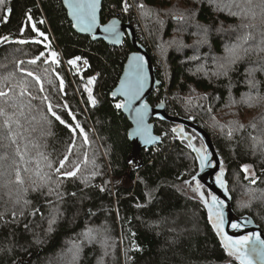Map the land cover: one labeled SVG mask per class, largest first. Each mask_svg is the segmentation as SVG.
<instances>
[{
  "label": "trees",
  "instance_id": "trees-1",
  "mask_svg": "<svg viewBox=\"0 0 264 264\" xmlns=\"http://www.w3.org/2000/svg\"><path fill=\"white\" fill-rule=\"evenodd\" d=\"M122 2L103 0L101 22L117 18L135 27L136 39L149 54L161 82L148 103L151 106L165 103L169 114L191 118L209 134L223 164L233 211L237 216L252 218L264 233V153L259 149L253 153L251 139L255 136L257 141L264 140V101L256 107L226 106L230 100L239 101L248 91L245 72L248 68L259 67V57L253 54L240 61L227 77L217 79L210 75L214 70L213 58L223 57L225 47L238 39L242 31L238 27L240 18L218 11L210 0H180L181 8L194 13L181 22L164 15L176 0H127L129 5H135V10L127 12ZM140 3L159 15H142L138 8ZM42 14L46 24L38 22ZM28 16L32 17L30 21ZM138 18L144 25L147 40L135 26ZM31 23L51 39L60 60L59 65L51 66L49 79L52 84L43 81L46 91L42 94L38 93L39 85L30 77H24L17 68L21 60L25 61L21 67L41 75L49 67L44 57L35 65L27 63L45 52L42 45L34 42L37 34ZM203 27L208 29L206 42L197 44ZM256 31L258 33L259 29ZM173 34L178 35V40L174 38L172 42L182 41V44L171 42L166 46ZM20 40L29 43L20 44ZM198 48L200 56H194L193 49ZM132 51L128 40L120 48H112L77 35L60 0H4L0 4V86H5L4 77L14 74L15 79L8 84L15 85L27 79L31 81L30 91L48 95L57 115L67 124L79 123L88 134L90 143L81 147L83 138L77 133V149L80 153L87 151L89 160L95 159L96 167L93 169L89 164L84 174L93 170L99 173L90 181V186L75 178L65 180L58 189L63 193V200H58L55 193L49 195L47 188L32 191L30 185H25L29 190L27 194L20 192L19 204L13 203L17 187L4 188V179L0 177V213H5L4 220L12 221V210L17 212L12 222L0 220V264H70V250L74 244L82 249L78 264H238L221 246L199 196L184 183L197 173V162L187 143L172 133L175 125L155 122V133L162 140L160 146L142 152L139 159L130 158L132 147L127 138L130 125L121 109L115 108L118 101L113 100L111 94ZM154 53H160L165 66L158 62L160 59ZM76 57L87 61L86 68L70 74L66 63ZM201 66L209 72L208 76L197 71ZM57 73L64 80L63 92L59 90ZM93 76L96 77L91 86L97 101L95 106L84 90L87 80ZM256 79L262 82L261 91L264 92V71H258ZM42 107L46 113V106ZM209 107L212 113L207 111ZM47 115L51 121V135L41 138L37 132L33 137L41 146L46 145L43 151L56 163L63 158L73 134ZM212 115L220 125L238 121L245 129L234 132L230 140L227 128L222 132L220 127L212 126ZM252 123L256 124L255 129ZM199 140L195 137L194 143ZM25 143L23 139L20 142L22 152ZM14 151V147L0 146V157L5 152L14 155ZM29 152L35 159L36 149L31 145ZM27 159L29 156H25ZM243 165L254 169L255 184L245 179L241 171ZM202 191L207 197L206 190ZM6 192H10L12 199L5 195ZM149 192L151 196L147 195ZM253 197L256 199L251 208L241 207ZM24 199L30 203L25 205ZM54 207H59L60 213L49 231ZM21 209L23 215H20ZM37 209L39 211L32 215ZM89 229L110 237L109 243L114 247L107 249V255L100 243H90L85 237Z\"/></svg>",
  "mask_w": 264,
  "mask_h": 264
},
{
  "label": "snow or ice",
  "instance_id": "snow-or-ice-1",
  "mask_svg": "<svg viewBox=\"0 0 264 264\" xmlns=\"http://www.w3.org/2000/svg\"><path fill=\"white\" fill-rule=\"evenodd\" d=\"M68 6L72 9L70 15L75 21L74 27H77L81 32H92L94 29L99 27L97 23V11L100 6V0H65ZM214 4L218 11H227L229 15L234 17H239L241 20L238 26L242 31L238 35V39L225 47V55L214 59V70L210 72L212 77L219 79L220 77H227L229 73L234 69L240 61L244 60L250 55L255 54L259 57V67L248 68L245 72L244 83L248 88L239 101L230 100L227 107H234L237 104H241L247 107H256L264 101V92L261 91L262 82L256 79V73L258 71H264V0H231L230 3L225 2V0H210ZM4 0H0V4H3ZM122 7L125 12L129 10L130 5L127 0H123ZM138 8L142 15H159V13H154L152 10L147 9L146 5L140 3ZM233 8L237 11H233ZM164 15L171 16L177 22L185 21L189 19L194 13L190 9L181 8L180 0H176V3L171 4L170 7L164 12ZM32 19L28 16V20ZM43 23V21H40ZM116 21L111 24L106 25L103 31L106 33H112L114 36H119L116 32ZM33 30L37 31V34L47 40V36L43 32L36 30L35 25H32ZM257 29H259L257 33ZM208 29L206 27L202 28V35L197 44H202L206 42ZM257 35L259 39H257ZM4 39H7L6 37ZM35 43H41V41H34ZM20 44L29 43L26 40L18 41ZM172 43H180L182 41H173ZM46 48L50 49V45H45ZM44 57V63L48 64L49 67L43 70V74H37L35 71L21 67L25 61L21 60L17 62V68L23 74L24 77H30L31 81H35V84L39 85L38 93H45L46 89L44 87L43 81L47 80L49 84H52V80L49 79V73L53 70L52 65H59L60 60L58 53L54 50H50L47 57L44 52H41L38 56L27 61V63L35 65L41 58ZM81 58L76 57L69 60L67 63L73 68H76L77 61ZM193 59H198V57H193ZM87 64V61H84ZM77 71L79 69L77 68ZM198 72H203L206 76L209 72L205 70L203 66L197 69ZM59 80V90L64 91V80L59 74H56ZM5 81V86H0V146L5 149L14 147V155H10L5 152L2 157H0V177H3L4 183L3 187L8 188L9 185H14L17 187L16 199L13 201L14 204H19L22 197L20 192L27 194L29 188L25 185H30L32 191H40L47 188L48 194L52 195L55 193L58 200H63V193L58 191L65 180L72 178L78 179L80 183L85 186H90V181L94 179L99 173L95 170L85 175L87 171V166L91 164L93 169L96 167L95 159L89 160L87 151L80 153L77 149V133L83 138L81 147L83 145H88L89 137L85 129L79 124L70 125L65 122L57 113L54 111L53 104L50 102L48 95H37L30 91L31 81L27 79H21L17 81L15 85H10L7 82L15 79L14 74H10L3 78ZM96 77H90L87 80V84L84 85V90L88 94L89 102L95 106L97 101L93 97L91 86L95 83ZM147 83V74L145 72V61L142 56L133 54L129 57V70L126 72V76L121 81V87L119 93L125 97L124 103H116L115 108H130L132 102L139 99L145 84ZM19 89V91H17ZM192 91H195L194 89ZM116 95V93H113ZM33 101H39V104H34ZM163 102H161V106ZM46 106V113L50 114L55 120L59 121L60 124L69 128L73 136L71 138V143L68 144L62 159H58L54 163L48 156V154L43 151L39 141L33 137L34 133L39 132L40 137L51 135L50 125L51 121L48 119V115L45 113L44 108ZM66 108L67 105H64ZM136 119H137V131L141 135H147L149 142L151 140L159 139L158 137H151L149 134L150 126L145 125L144 120L148 114L149 107L147 104H143L140 108H136ZM209 113H212V108L207 109ZM71 115V112H69ZM75 120V116L72 117ZM212 126L220 127L223 132L227 128V137L231 140L233 138L234 132L243 131L245 125L239 123L238 121H230L227 125H220L217 121L215 115H212ZM251 127L256 128V124L252 123ZM172 133L178 136L182 141L187 140V147L196 154L195 159L199 161L200 169L203 170L209 165V153L204 145L197 147L193 142L194 138L186 136L184 134V129L173 128ZM27 141L24 145V151H21L20 142L21 140ZM253 141V153L259 149L261 153H264V140L257 141L255 136H251ZM29 145L36 149V157L33 159L29 152ZM25 156H29V159L25 160ZM71 157V159H70ZM82 157V158H81ZM131 163V161H130ZM24 165V166H22ZM28 165H31L29 167ZM250 165H243L241 171L245 174V179H249ZM47 169L48 171H45ZM27 174V175H26ZM254 173L252 176L254 177ZM55 177V179H53ZM195 181V184H192ZM193 193L199 196V200L208 209L209 215L208 219L214 230L221 237V243L224 247L227 256L232 257L238 264H264V239H261L259 233H250L248 235H242L237 238H233L224 232V220L223 214L220 208L223 206L224 201L219 199L216 195L209 192L207 197L202 191L203 185L197 180L196 176L193 175L191 181H184ZM215 183L222 189H226V183L224 179V168L221 162L220 171L216 176ZM251 183L255 184L256 180L251 179ZM53 185L55 187H53ZM104 189L101 188V191ZM9 199H12L10 192H6ZM75 195V193H72ZM151 196V193H147ZM210 198V200H209ZM253 197L247 203L242 205L243 207L251 208ZM25 205L29 204L30 201L27 199L23 200ZM49 203H52L51 201ZM37 210H34L31 214L35 215ZM59 207H54L51 210L49 219V231L52 230V226L56 223V217L59 215ZM20 215H23V209L20 211ZM12 221L15 220L17 212L15 209L11 212ZM5 213H0V220H4ZM12 221L4 220L5 223ZM232 229L241 230L243 225L240 223H232ZM85 237L90 243L98 242L103 248H105V254L107 255V249L109 247H114L109 243L110 237L102 235L99 230L89 229L84 233ZM134 235V234H133ZM11 251V249H9ZM82 249L79 245L74 244L71 252L70 264H78L80 253Z\"/></svg>",
  "mask_w": 264,
  "mask_h": 264
},
{
  "label": "water",
  "instance_id": "water-1",
  "mask_svg": "<svg viewBox=\"0 0 264 264\" xmlns=\"http://www.w3.org/2000/svg\"><path fill=\"white\" fill-rule=\"evenodd\" d=\"M60 1L62 3L63 9L66 12L68 20L71 23L73 31L77 35L90 38L91 41L93 42H103L105 45L112 48H120L124 44L125 40L129 41L133 51L128 55L124 63L119 81L111 94L113 100L122 101V103L125 102V97L119 93V89L121 87L122 79L125 78L126 72L129 70V57H131L133 54H136L144 58L145 72L147 74V83L145 84L143 92L141 93L139 99L132 102L130 108H121L122 114L126 117L130 125V128L127 132V138L132 147L130 158L139 159L142 152L152 149L156 146H160L162 140H161V136L155 133V122L171 123L175 125L174 128L182 127L184 129V134L186 136L193 137L194 140L195 137H198L202 142V144L206 147L207 152L209 153V165L206 166L203 170L200 169L199 161L195 159L197 162V173L195 174V176L197 180L203 185V189H205L207 193L211 192L212 194L216 195L219 199L224 201L223 206L220 208V211L223 214L224 232L233 238H237L242 235H248L250 233H259L261 235V239H264L263 231L258 225L255 224L252 218L248 216H237L235 214L232 208L231 197L227 191V184H226V189H222L215 183L216 176L220 171V166L222 161L215 149L213 140L209 136V134L203 128L193 123L192 121L169 114L167 112V107L165 103H163L162 106L161 103H159L156 106H151L148 103V100L152 95V93L156 89L161 87V82L158 81L156 77L154 65L149 54L147 53L146 49L136 39V33L134 27L130 23L122 22L117 18H112L108 22L102 23L101 11H102L103 0H100V6L97 11V23L99 27L94 29L92 32H81L77 27L73 26L75 21L70 15L72 9L68 6V3H66L65 0H60ZM68 2L70 3L71 0H68ZM113 21L117 22L116 32L119 33L118 39L112 33H106L103 31V28L106 25L111 24ZM113 93H116V95H113ZM143 104H147L149 107L148 114L144 120L145 125L150 126L149 134L151 137L159 138L156 140H151L147 143L145 141L148 140V136L141 135L137 131V119H136V113L134 111L136 108H140ZM185 129H188L190 131L185 132ZM193 134L195 135V137L193 136ZM177 139L181 140L178 136ZM183 141L187 143V140H183ZM192 154L194 155V157H196V154L194 152H192ZM224 179H225V173H224ZM193 184H195V181H193ZM206 210L209 215L207 208ZM232 223H240L243 225V227L239 231L234 230L231 227ZM214 232L217 235L219 242L221 243V237L217 234L215 230Z\"/></svg>",
  "mask_w": 264,
  "mask_h": 264
},
{
  "label": "rangeland",
  "instance_id": "rangeland-1",
  "mask_svg": "<svg viewBox=\"0 0 264 264\" xmlns=\"http://www.w3.org/2000/svg\"><path fill=\"white\" fill-rule=\"evenodd\" d=\"M237 2H238V0H237ZM239 2H241V0H239ZM228 3H230V2H228ZM214 5V4H213ZM132 9H134L135 10V5L132 3V4H130V7H129V10L131 11ZM133 11V10H132ZM233 11H237V9H235V8H233ZM226 13H228L227 11H225ZM129 14V13H128ZM237 18H239V17H237ZM33 25V23H31V26ZM135 26L136 27H138V30L140 31V29H141V31H142V37L145 39V40H147V37H145L146 36V31H145V28H144V25L142 24V22L140 21V19L138 18V20H137V22H136V24H135ZM37 30V29H36ZM40 32V31H39ZM186 32V31H185ZM195 33H198V32H195ZM36 34H37V31H36ZM144 35V36H143ZM182 35H186L185 33H182ZM45 36H47V35H45ZM173 36H174V34H173ZM171 37L169 40H168V44H167V42H166V46H168V45H170L171 44V42H172V40L175 38L176 40H178L177 39V37H178V35H176V36H174V37ZM34 41H41V43H39L40 45H42L44 48H45V54H47L48 55V53H49V51L50 50H54V51H56L55 49H54V47H53V45H52V41H51V39L47 36V40H44V38L43 37H41V36H39L38 34H37V38L34 40ZM195 43V42H194ZM45 45H50V49L49 48H46L45 47ZM166 50V49H165ZM193 51H194V56H200V51L201 50H199V48L196 50V49H193ZM57 52V51H56ZM58 53V52H57ZM155 54V56H156V58H158V59H160V60H158V62L161 64V65H163V66H165V63H164V60H163V57L160 55V53H158V54H156V53H154ZM163 54V53H162ZM163 61V62H162ZM66 67H67V69H68V72L70 73V74H75V73H80L81 71H83L85 68H86V64L84 63V61L83 60H79V61H77V66H76V68H73V66H71V65H69L68 63H66ZM85 67V68H84ZM77 68L79 69V71H77ZM214 68V67H213ZM117 103H122V101H118ZM253 120V119H252ZM190 121H192V119L190 118ZM196 145H197V147H199V146H201V145H203L202 144V142L199 140L197 143H196ZM158 149V148H157ZM252 173H254L255 175H254V177L252 176ZM255 179L256 180V173H255V171H254V169L252 168V166L250 167V170H249V179ZM111 180V179H110ZM241 207H242V205H241ZM67 253V251H65V254ZM58 259H59V257H57ZM61 258V257H60Z\"/></svg>",
  "mask_w": 264,
  "mask_h": 264
},
{
  "label": "built area",
  "instance_id": "built-area-1",
  "mask_svg": "<svg viewBox=\"0 0 264 264\" xmlns=\"http://www.w3.org/2000/svg\"><path fill=\"white\" fill-rule=\"evenodd\" d=\"M40 21H43V23H41V24H46L47 23V21H46V19H45V17H44V15L42 14L41 15V17H39V19H38V22L40 23ZM133 26V25H132ZM134 27V26H133ZM134 29H135V27H134ZM85 68V67H84ZM156 147H158V146H156ZM156 147H154V148H152V149H155ZM148 151V150H147ZM144 152H146V151H144Z\"/></svg>",
  "mask_w": 264,
  "mask_h": 264
},
{
  "label": "flooded vegetation",
  "instance_id": "flooded-vegetation-1",
  "mask_svg": "<svg viewBox=\"0 0 264 264\" xmlns=\"http://www.w3.org/2000/svg\"><path fill=\"white\" fill-rule=\"evenodd\" d=\"M187 130V129H186ZM190 131V130H189Z\"/></svg>",
  "mask_w": 264,
  "mask_h": 264
}]
</instances>
